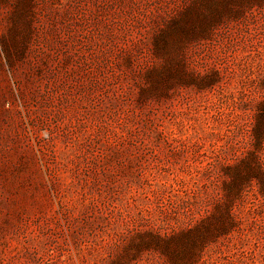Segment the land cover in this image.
I'll use <instances>...</instances> for the list:
<instances>
[{"label": "rangeland", "instance_id": "1", "mask_svg": "<svg viewBox=\"0 0 264 264\" xmlns=\"http://www.w3.org/2000/svg\"><path fill=\"white\" fill-rule=\"evenodd\" d=\"M0 264H264V0H0Z\"/></svg>", "mask_w": 264, "mask_h": 264}]
</instances>
